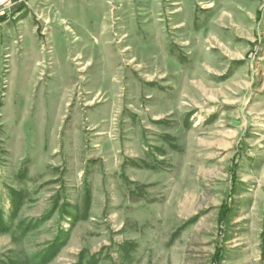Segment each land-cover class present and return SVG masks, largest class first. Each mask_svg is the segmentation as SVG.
Returning <instances> with one entry per match:
<instances>
[{"label": "rangeland", "instance_id": "obj_1", "mask_svg": "<svg viewBox=\"0 0 264 264\" xmlns=\"http://www.w3.org/2000/svg\"><path fill=\"white\" fill-rule=\"evenodd\" d=\"M25 3L0 2L45 27L1 37L0 264H264V0Z\"/></svg>", "mask_w": 264, "mask_h": 264}, {"label": "crops", "instance_id": "obj_2", "mask_svg": "<svg viewBox=\"0 0 264 264\" xmlns=\"http://www.w3.org/2000/svg\"><path fill=\"white\" fill-rule=\"evenodd\" d=\"M35 1L37 0H27V3H25V5L32 6L33 4H35ZM30 16H31V13L27 12V15H26L27 18L23 19L15 27H5L4 29H2L3 27L0 24V44L2 43L1 41L2 34H5L7 36V35H10V33H15V32H18L22 36V38L26 36L27 39L31 41L35 40L36 37H38L39 35L37 30L40 27H43L42 30H45V27L41 25V23H39L37 20L35 23H30L29 22Z\"/></svg>", "mask_w": 264, "mask_h": 264}, {"label": "bare ground", "instance_id": "obj_3", "mask_svg": "<svg viewBox=\"0 0 264 264\" xmlns=\"http://www.w3.org/2000/svg\"><path fill=\"white\" fill-rule=\"evenodd\" d=\"M3 1V0H0V2Z\"/></svg>", "mask_w": 264, "mask_h": 264}]
</instances>
